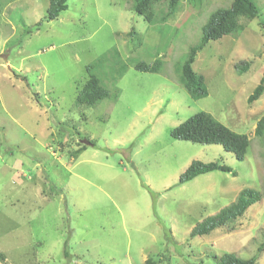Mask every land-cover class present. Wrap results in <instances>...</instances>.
I'll use <instances>...</instances> for the list:
<instances>
[{"label":"rangeland","instance_id":"1","mask_svg":"<svg viewBox=\"0 0 264 264\" xmlns=\"http://www.w3.org/2000/svg\"><path fill=\"white\" fill-rule=\"evenodd\" d=\"M233 1L180 0L168 20L156 6L148 24L134 0H68L52 21L50 0H0V264H215L258 253L264 141L255 129L264 94L248 99L264 72V0H254L260 16L242 21V32L196 54L207 96L194 99L181 84L203 27ZM97 60L93 74L110 95L79 107L86 66ZM157 61L159 73L134 68ZM200 112L251 139L243 161L221 145L172 138ZM193 161L235 175L215 171L180 185ZM244 189L262 199L233 224L191 238Z\"/></svg>","mask_w":264,"mask_h":264},{"label":"trees","instance_id":"2","mask_svg":"<svg viewBox=\"0 0 264 264\" xmlns=\"http://www.w3.org/2000/svg\"><path fill=\"white\" fill-rule=\"evenodd\" d=\"M68 0H50V6L46 19L49 21L55 20L59 15L66 11ZM180 0H134L132 7L133 11L142 19L151 24L154 20V7L162 8L163 20H168L175 16L178 12V3ZM260 16V11L256 7L254 0H234L227 8H221L215 11L209 18L207 24L202 29V39L200 44L191 49L187 60L184 62L181 69V84L187 93L194 99H201L207 96V88L203 76L196 74L193 70V64L196 59V54L203 50L211 41H217L225 36L238 34L239 31L245 28L242 21L247 22L257 19ZM241 22V23H240ZM104 58H101L103 61ZM92 63L86 66L88 79L78 90L76 97V105L79 107H94L101 101L109 97L110 92L105 88L99 78L93 74V70L99 64ZM250 67L249 62H245L243 67L237 66L239 74L245 73ZM135 70L139 72L159 73L161 63L159 61L154 64L136 63ZM127 71V66L119 70L117 79L121 78ZM25 80V78H24ZM264 94V72L262 78L256 87L253 94L249 97V104H253ZM255 135L264 141V116L258 121ZM171 136L175 140L188 141L204 145H221L226 152L232 153L237 160L243 161L251 146V139L243 134L233 132L212 115L200 112L185 122L174 128ZM80 146H82L80 144ZM84 147H87L84 145ZM78 152H81L79 150ZM77 152V153H78ZM215 171L233 173V171L218 163H208L193 161L188 169L179 179V184L183 185L193 181L201 175L209 174ZM233 175H235L233 173ZM262 199V195L253 189L242 190L236 201L229 207L222 209L218 214L211 216L199 223L191 231V238L208 236L216 229L224 228L227 225L233 224L236 220L243 217L249 208L258 203ZM262 245L258 249V253L250 260H243L236 255L227 254L223 257H215V264H257L258 258L263 252ZM66 252V256H68ZM146 264H153L147 260Z\"/></svg>","mask_w":264,"mask_h":264},{"label":"water","instance_id":"3","mask_svg":"<svg viewBox=\"0 0 264 264\" xmlns=\"http://www.w3.org/2000/svg\"><path fill=\"white\" fill-rule=\"evenodd\" d=\"M83 143H84L86 146H87V145L92 146V144H91L89 141H87V140L83 141Z\"/></svg>","mask_w":264,"mask_h":264},{"label":"crops","instance_id":"4","mask_svg":"<svg viewBox=\"0 0 264 264\" xmlns=\"http://www.w3.org/2000/svg\"><path fill=\"white\" fill-rule=\"evenodd\" d=\"M147 260H148V259H147ZM147 260H146V261H147Z\"/></svg>","mask_w":264,"mask_h":264}]
</instances>
